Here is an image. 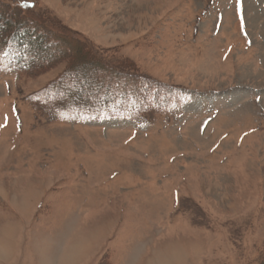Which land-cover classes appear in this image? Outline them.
Here are the masks:
<instances>
[{
  "label": "rangeland",
  "instance_id": "374dc122",
  "mask_svg": "<svg viewBox=\"0 0 264 264\" xmlns=\"http://www.w3.org/2000/svg\"><path fill=\"white\" fill-rule=\"evenodd\" d=\"M2 3L0 20H41L137 89L115 101L133 95L129 116L78 114L85 99L48 87L67 60L21 73V53L5 50L0 264L48 251L56 212L68 246L45 256L61 264L264 262V0Z\"/></svg>",
  "mask_w": 264,
  "mask_h": 264
},
{
  "label": "trees",
  "instance_id": "16d2710c",
  "mask_svg": "<svg viewBox=\"0 0 264 264\" xmlns=\"http://www.w3.org/2000/svg\"><path fill=\"white\" fill-rule=\"evenodd\" d=\"M8 6L5 3L0 5L1 16L8 13ZM0 21V66L2 65L1 61H5L7 55L12 51L21 53L16 63L13 64L21 73L37 74L61 60H67L63 71L48 84V87L52 85L53 90H60L65 96L66 94L71 95L69 98L71 100L67 98L70 104H79L76 98L85 99L86 109L77 110L76 113L88 114L87 116L91 115L96 118L131 113L129 106L136 102L133 95L127 97L128 100L125 102L126 107L124 108L120 102H115L118 97L123 98L121 91L124 93L130 91L132 94V90L137 89L136 83L127 85V81L132 79H128L124 69L104 65L100 59H95L96 56L90 46V48L86 47L60 31L55 33V30L47 27L39 19L24 23L23 20L16 18L12 24ZM26 28H32L33 31L30 32ZM22 29H25L23 35L15 36ZM44 48L47 49L45 51L47 56L43 54ZM6 49L9 52L3 56ZM88 68H90L89 71L86 70ZM48 87L46 86L44 90ZM98 90L103 94L102 97L100 96L101 99L95 98V92ZM85 94H89L91 97L95 96L92 97L94 101H88ZM91 111L94 113L91 114Z\"/></svg>",
  "mask_w": 264,
  "mask_h": 264
},
{
  "label": "crops",
  "instance_id": "0c3cea01",
  "mask_svg": "<svg viewBox=\"0 0 264 264\" xmlns=\"http://www.w3.org/2000/svg\"><path fill=\"white\" fill-rule=\"evenodd\" d=\"M15 206V208H14V211H15V214H16V216L18 217L19 216V219H20V222H23L24 220H25V218H24V214H23V212L20 210V209H18L17 208V206L16 205H14ZM50 215H52V216H50L49 218L53 221V223H56V229L54 230L53 229V231L51 232V234L53 235V237H52V239H54V244H52V245H50L49 244V246L47 245V247L46 248H49V250L48 251H45V252H43L41 255H39V256H37V258H36V261H32L34 264L36 263V264H56V263H58V264H61L60 262H62L61 260H59L60 258V256L61 255H59V252L57 253V252H54V250H52V254L51 255H56L57 254V258H46V256H48V255H50V252H51V249L53 248V246H55L56 244L57 245H59V247L60 246H63L64 245V243H65V241H66V237H68V236H66L65 237V235H66V233L68 232V230H70V227H71V222H69V220L68 219H65V218H63L62 220H61V222H62V224H58L59 222V218L62 216V214H59V215H57V212L55 213V215L54 214H50ZM58 216V217H57ZM67 216H69V215H67ZM66 216V217H67ZM54 217V218H53ZM68 218V217H67ZM33 220V219H32ZM47 221H50V220H47ZM0 222H2V221H0ZM60 222V223H61ZM69 222V223H68ZM2 223H4V221L2 222ZM5 225H6V223H4ZM4 225V226H5ZM67 227H69V228H67ZM71 231V230H70ZM55 233H56V235H55ZM80 234V233H79ZM57 236V238L59 237V240L57 241L56 239H55V237ZM61 237L64 239V243H63V245H60L59 243L61 242ZM69 240H71V238H69ZM78 239H76V241H77ZM75 242V241H74ZM0 244L3 246V248L4 247H6V246H4L3 244H4V242H1L0 241ZM62 244V243H61ZM70 245V244H69ZM46 245L44 244V247H45ZM66 246H68V245H64L63 246V248H65ZM20 248H23V247H29V246H27V245H22V242H21V246H19ZM18 247V248H19ZM6 251V250H5ZM22 255H24V253L22 252ZM46 255V256H45ZM23 257V259L25 260V258H26V256H21V258ZM35 260V259H34ZM38 260V261H37ZM39 260H40V262H42V263H39ZM79 261H77L78 263H80L81 261H80V258L78 259ZM23 261V260H22Z\"/></svg>",
  "mask_w": 264,
  "mask_h": 264
},
{
  "label": "snow or ice",
  "instance_id": "6c2138e0",
  "mask_svg": "<svg viewBox=\"0 0 264 264\" xmlns=\"http://www.w3.org/2000/svg\"><path fill=\"white\" fill-rule=\"evenodd\" d=\"M22 6H24V7H30L31 5L25 4V5H22Z\"/></svg>",
  "mask_w": 264,
  "mask_h": 264
},
{
  "label": "bare ground",
  "instance_id": "6f19581e",
  "mask_svg": "<svg viewBox=\"0 0 264 264\" xmlns=\"http://www.w3.org/2000/svg\"><path fill=\"white\" fill-rule=\"evenodd\" d=\"M70 253H71V252H70ZM70 253H69V254H70ZM69 254H68V255H69ZM72 254H73V253H72ZM70 255H71V254H70Z\"/></svg>",
  "mask_w": 264,
  "mask_h": 264
}]
</instances>
